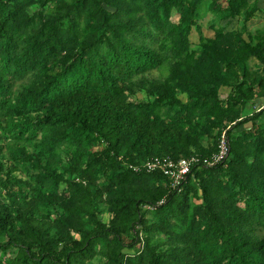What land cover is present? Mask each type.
<instances>
[{
	"label": "trees",
	"instance_id": "obj_1",
	"mask_svg": "<svg viewBox=\"0 0 264 264\" xmlns=\"http://www.w3.org/2000/svg\"><path fill=\"white\" fill-rule=\"evenodd\" d=\"M258 2L0 0V264H264Z\"/></svg>",
	"mask_w": 264,
	"mask_h": 264
},
{
	"label": "built area",
	"instance_id": "obj_2",
	"mask_svg": "<svg viewBox=\"0 0 264 264\" xmlns=\"http://www.w3.org/2000/svg\"><path fill=\"white\" fill-rule=\"evenodd\" d=\"M230 152V142L226 130L222 134L218 142V150L210 157H202L193 154L189 157L172 158L170 156H155L140 163H129V168L134 171H147V172H162L170 180V185L173 189L181 190L182 184L187 179V175L193 168L214 166L219 162L226 159ZM164 200L159 201L162 204ZM149 208L155 206L149 205Z\"/></svg>",
	"mask_w": 264,
	"mask_h": 264
},
{
	"label": "rangeland",
	"instance_id": "obj_3",
	"mask_svg": "<svg viewBox=\"0 0 264 264\" xmlns=\"http://www.w3.org/2000/svg\"><path fill=\"white\" fill-rule=\"evenodd\" d=\"M211 16H212L211 13L210 14L209 13L208 14L205 13L203 15L202 19H201V22H200L202 24V32H203V34L207 35V36H213L214 35V31L212 29H210L208 27V25H207L208 20L210 19ZM178 17H179L178 14H174L172 16V19L174 21H176L178 19ZM236 20H237V22H235V20H234L235 23L233 24V26L234 27H239L245 33H247V32H255V30L257 28L264 26V14H263V12L262 13L261 12L260 13L257 12V14L253 17V19H251L247 23H245L242 18H240L239 20L238 19H236ZM222 23H224V22H222ZM198 38H199L198 32L195 29H193L192 34H191L192 42L193 43H197L198 42ZM227 90H229V89H224L222 91L221 97L226 96ZM142 97H143V93L142 94L138 93L137 95L131 96L130 98L132 100H135V99H141ZM181 97L183 99L185 98L184 95H182ZM250 109L251 108L249 107V110Z\"/></svg>",
	"mask_w": 264,
	"mask_h": 264
},
{
	"label": "crops",
	"instance_id": "obj_4",
	"mask_svg": "<svg viewBox=\"0 0 264 264\" xmlns=\"http://www.w3.org/2000/svg\"><path fill=\"white\" fill-rule=\"evenodd\" d=\"M258 5H259V7H260V11H259V13L261 12H263V14H264V0H259V2H258ZM210 14V13H209ZM211 18V17H210ZM224 89H228V88H224ZM228 91V90H227Z\"/></svg>",
	"mask_w": 264,
	"mask_h": 264
}]
</instances>
